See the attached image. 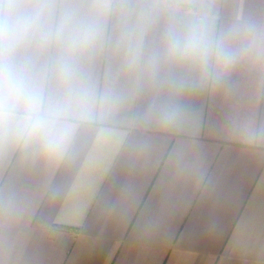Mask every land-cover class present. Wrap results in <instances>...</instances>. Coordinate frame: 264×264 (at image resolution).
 I'll return each instance as SVG.
<instances>
[{"label": "crops", "instance_id": "crops-1", "mask_svg": "<svg viewBox=\"0 0 264 264\" xmlns=\"http://www.w3.org/2000/svg\"><path fill=\"white\" fill-rule=\"evenodd\" d=\"M117 2L94 69L116 108L80 124L61 159L0 139V264H264V148L225 131L237 113L264 118V72L243 66L186 97L198 119L164 131L143 120L155 93L117 43L141 11L191 9L226 28L264 23V0Z\"/></svg>", "mask_w": 264, "mask_h": 264}, {"label": "clouds", "instance_id": "clouds-1", "mask_svg": "<svg viewBox=\"0 0 264 264\" xmlns=\"http://www.w3.org/2000/svg\"><path fill=\"white\" fill-rule=\"evenodd\" d=\"M124 10L117 0H0V139L61 159L80 124L116 108L120 97L94 69ZM117 43L155 93L143 120L164 131L198 119L186 97L223 88L243 66L264 72V23L252 20L218 28L191 9L141 11ZM225 131L249 150L264 148V118L254 113L229 116ZM184 167L196 171L197 162Z\"/></svg>", "mask_w": 264, "mask_h": 264}]
</instances>
